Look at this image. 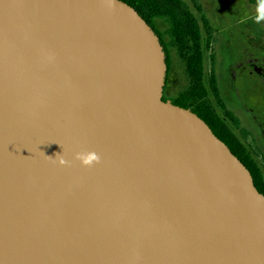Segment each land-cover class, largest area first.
<instances>
[{
    "label": "water",
    "instance_id": "1",
    "mask_svg": "<svg viewBox=\"0 0 264 264\" xmlns=\"http://www.w3.org/2000/svg\"><path fill=\"white\" fill-rule=\"evenodd\" d=\"M166 70L122 0H0V264H264V195Z\"/></svg>",
    "mask_w": 264,
    "mask_h": 264
},
{
    "label": "rangeland",
    "instance_id": "2",
    "mask_svg": "<svg viewBox=\"0 0 264 264\" xmlns=\"http://www.w3.org/2000/svg\"><path fill=\"white\" fill-rule=\"evenodd\" d=\"M186 8L174 9V14L177 18H184L185 11H187L193 19L196 21L198 28L201 30L202 43H204L205 31L203 29L202 21L206 19L211 29L213 43L215 44L216 39L224 40V48L227 50L225 53L228 55L226 61L231 62V66H241L237 58V52L234 46L227 44L231 33L238 31L239 37L242 38L244 43H240V49H246V54L249 53V60L252 62L254 58L264 62V21L256 22L255 17L258 15V7L260 0H181ZM168 11H171V6L167 4L163 5ZM199 8V10H198ZM179 19V20H180ZM154 26L163 33L165 43L167 44V50L169 51L170 58V72L168 76L167 85V97L171 100L179 97H184L188 100L194 99L193 102H200L202 100L211 104L212 108L223 120L225 125L228 126L229 130L240 138L239 130L242 129L248 132L250 135L247 139H243V143L247 146L249 151L253 148L259 151L260 156L256 157L255 160L257 165L260 167L261 172L264 176V145L259 141L257 131L252 133L251 131L245 130V125L239 124V128L233 126L229 119L224 116L223 109L216 103V99L207 87L205 96L200 98L202 94L196 86L195 78L189 73L186 57L193 53H189L187 47L183 49L182 45L174 40L167 32L171 27L170 19L168 18H154ZM187 45L192 46L189 40ZM214 45L212 46V48ZM222 47V48H223ZM227 47V48H226ZM204 54V65L207 71V57L213 53V50L209 48ZM248 57L246 61L249 62ZM194 97H193V96ZM203 95V94H202ZM231 109V108H230ZM236 115L240 116L238 112L232 108ZM262 150V151H261ZM254 155V154H252Z\"/></svg>",
    "mask_w": 264,
    "mask_h": 264
},
{
    "label": "flooded vegetation",
    "instance_id": "3",
    "mask_svg": "<svg viewBox=\"0 0 264 264\" xmlns=\"http://www.w3.org/2000/svg\"><path fill=\"white\" fill-rule=\"evenodd\" d=\"M154 28L157 34V31L159 32V30H157L155 26ZM203 29L205 31V36L203 38L204 43H202L203 40L201 36V30H198L200 34L198 45L202 58V67L201 79H198V81L195 80L196 86L203 94L202 90H206L207 87L210 88V83L214 82L216 91L218 92L219 98L223 104V108L219 105L217 97L215 95L213 96L216 99V103H218V105L223 109L225 118L228 119L226 116L227 112L231 113L238 123V126L236 127L233 125L234 127L239 128V124H242L243 122L245 125V130L249 132L251 131L252 133L257 131L258 139L264 145V62H261L256 58H254L252 62L249 60V53L246 54V49L243 48L242 51L240 49V43L244 42L242 41V38L239 37L238 31H236L231 33V36L228 39L229 41L225 46L228 44L234 46V49L237 52V58L240 62H242V65L240 67L237 65L232 67L231 62L226 61V57L228 55L225 53L227 50L223 47L224 40L216 39L214 44L210 27L209 30H207L203 25ZM159 33L162 35V38H160L158 34L157 36L159 37L160 43L165 52L166 59L168 58L169 61V65L167 66L166 70V79L163 88L162 99H164L163 101H170L172 103L178 98L171 100L167 97L168 76L171 69L170 58L169 51L167 50L166 46L167 44L164 40V35L161 32ZM213 45L214 47L212 48ZM209 48L213 50V53L207 57L208 70L206 71L203 50L206 52ZM246 57H248L249 62L246 61ZM186 60L188 65L190 61L187 57ZM190 74L192 75V73ZM203 96H205V94H203ZM193 100L194 99L186 100L187 104L190 106V110H192L197 105H200V102L203 101L193 102ZM230 108H234L240 116L236 115V113ZM239 133L240 138L236 135L235 136L246 147L251 159L257 163L255 158L260 156L259 151L257 149L255 150L254 148L252 151H249L247 146L242 141L243 139H247L250 134L242 129L239 130ZM262 154L264 155L263 151Z\"/></svg>",
    "mask_w": 264,
    "mask_h": 264
},
{
    "label": "trees",
    "instance_id": "4",
    "mask_svg": "<svg viewBox=\"0 0 264 264\" xmlns=\"http://www.w3.org/2000/svg\"><path fill=\"white\" fill-rule=\"evenodd\" d=\"M128 5L132 6L140 16L150 25L155 31L153 20L154 18H168L171 22V27L167 32L174 40L178 41L183 49L187 47L189 53H193L188 56L190 63L188 64L189 72L192 73L195 80L201 79V54L199 52L198 40L200 37L199 29L196 21L193 17L185 11L184 18H177L174 14V9H184L185 4L181 0H122ZM167 4L171 6V11H168L163 5ZM199 10V8H198ZM180 19V20H179ZM204 28L209 30L208 22L203 19ZM160 38L162 35L157 31ZM191 41L192 46L187 45L188 41ZM166 65H169L168 58L166 59ZM213 81V80H212ZM210 92L213 93L218 99L219 105L223 108V104L216 91L214 82L210 83ZM200 88V87H199ZM201 89V88H200ZM203 94H206V90H202ZM193 96V95H192ZM194 97V96H193ZM203 97L200 94V98ZM164 100V99H163ZM186 98L179 97L173 101L172 104L189 109L190 106L186 102ZM192 109V111L198 115L205 123L210 127L212 132L223 141L231 150V152L246 166L250 171L253 182L257 190L264 195V177L260 167L249 156L246 147L237 139V137L229 130L220 116L212 108L211 104L206 101L200 102ZM227 118L233 123L234 126H238L237 120L229 112L226 113Z\"/></svg>",
    "mask_w": 264,
    "mask_h": 264
},
{
    "label": "clouds",
    "instance_id": "5",
    "mask_svg": "<svg viewBox=\"0 0 264 264\" xmlns=\"http://www.w3.org/2000/svg\"><path fill=\"white\" fill-rule=\"evenodd\" d=\"M258 15L255 17L256 22L264 21V0H260L259 7L257 9ZM46 158L52 159V157L45 155ZM75 159L79 160L84 166H91L93 162L99 163L100 157L95 152H81L75 155ZM55 162L60 165H65L67 162L60 155H55Z\"/></svg>",
    "mask_w": 264,
    "mask_h": 264
}]
</instances>
